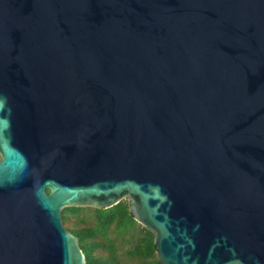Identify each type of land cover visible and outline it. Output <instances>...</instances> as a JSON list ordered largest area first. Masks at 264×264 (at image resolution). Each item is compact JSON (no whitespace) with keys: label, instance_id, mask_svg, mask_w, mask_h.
<instances>
[{"label":"water","instance_id":"1","mask_svg":"<svg viewBox=\"0 0 264 264\" xmlns=\"http://www.w3.org/2000/svg\"><path fill=\"white\" fill-rule=\"evenodd\" d=\"M123 199L159 264H264V0H0V264Z\"/></svg>","mask_w":264,"mask_h":264},{"label":"trees","instance_id":"2","mask_svg":"<svg viewBox=\"0 0 264 264\" xmlns=\"http://www.w3.org/2000/svg\"><path fill=\"white\" fill-rule=\"evenodd\" d=\"M82 210V207H66L62 210V218L64 222L74 218L69 229L78 237L85 255L84 264H122L116 240L127 234L131 237L136 229H139L140 234L124 250L123 255L131 260L129 264H159L153 232L135 221L128 211L126 199L109 208H93L92 221L89 223L85 218H78Z\"/></svg>","mask_w":264,"mask_h":264},{"label":"rangeland","instance_id":"3","mask_svg":"<svg viewBox=\"0 0 264 264\" xmlns=\"http://www.w3.org/2000/svg\"><path fill=\"white\" fill-rule=\"evenodd\" d=\"M83 210L82 212L79 214L78 218H85L86 222L89 223L92 221V212H93V208L91 207H82ZM72 221H74V218H70L67 219L65 222L63 221L64 225L69 229V227H72ZM140 234L139 229L134 230L131 233V237L130 234L125 235L123 238L122 237H118V239L116 240L119 246V254H120V259H121V263L122 264H129L131 260H129L127 257H125L123 255V252L125 249L129 248L132 245V242L134 241L135 237ZM113 235V234H111ZM131 240V241H130Z\"/></svg>","mask_w":264,"mask_h":264}]
</instances>
